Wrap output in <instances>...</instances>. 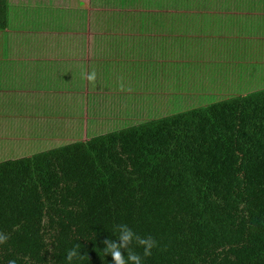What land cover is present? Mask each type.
Wrapping results in <instances>:
<instances>
[{
  "label": "trees",
  "instance_id": "16d2710c",
  "mask_svg": "<svg viewBox=\"0 0 264 264\" xmlns=\"http://www.w3.org/2000/svg\"><path fill=\"white\" fill-rule=\"evenodd\" d=\"M127 65L104 76L147 91ZM120 223L158 241L146 264H264V90L0 163V264H66L75 245L73 264H113Z\"/></svg>",
  "mask_w": 264,
  "mask_h": 264
},
{
  "label": "crops",
  "instance_id": "0c3cea01",
  "mask_svg": "<svg viewBox=\"0 0 264 264\" xmlns=\"http://www.w3.org/2000/svg\"><path fill=\"white\" fill-rule=\"evenodd\" d=\"M188 1L189 6L186 0H151L138 4H128L127 0L124 4L102 0L99 6L102 9L92 7L94 0L80 2L73 9L75 18L62 24L60 19L63 16L56 15L53 10L48 11L55 19L52 16V19L44 21V12L32 11L41 6L15 7L10 0L9 28L0 32V41L7 39L9 45L6 56L0 53V122L3 127H8L3 134L0 132V140L3 141L0 156H8L9 159L10 155L12 158L20 156L18 154L30 145L32 134H37L32 128L38 133L44 130L38 134L40 137L72 131L73 117H81L87 110L92 114L98 108L93 107L94 103L96 106L95 97L103 99H100V106L113 92L114 98L122 100V94L128 91L125 76L108 71L110 74L105 77L104 69L116 70L122 62L124 65L129 61L132 64L137 58L133 54L154 49L157 43L168 44L176 42L177 38L192 36L213 48L219 57L235 51L247 53L245 58L255 52L264 56V31L256 30L257 27L264 28V0ZM177 3L182 7L181 17L174 22L172 17L176 9L170 7ZM124 14L134 18L123 22ZM58 20L61 25H54ZM177 24L184 27L182 32L175 30ZM89 36L93 54L86 60L79 57L87 50L84 43L86 39L89 42ZM233 44L237 48L230 50ZM207 54L214 63L216 56H212L210 51ZM142 57L145 58L144 54L139 59ZM224 60L228 58L216 64H222ZM109 61L113 62L112 66L105 65ZM67 82L69 87L65 85ZM84 90L93 94H89L86 111L79 103ZM100 92L103 96L99 95ZM92 104L90 110L89 105ZM48 108H61V111L58 113ZM75 129L77 133L80 127ZM11 145L14 146L13 152L9 149Z\"/></svg>",
  "mask_w": 264,
  "mask_h": 264
},
{
  "label": "rangeland",
  "instance_id": "374dc122",
  "mask_svg": "<svg viewBox=\"0 0 264 264\" xmlns=\"http://www.w3.org/2000/svg\"><path fill=\"white\" fill-rule=\"evenodd\" d=\"M101 1L102 0H94V2L93 0H11L15 7L20 5L31 7L41 6L44 9L36 7L32 11L35 13L44 12L45 14L42 15V20L44 21L52 19L53 15L50 11L53 10V13L55 12L56 15L63 16L60 19L62 20V24H65L66 20L75 18L73 9L77 8L80 2L81 4L82 2H93L91 4L92 7L95 6L99 8V6L102 5ZM150 1L151 0H127V3L138 4ZM157 3H159V1H157ZM189 4V1L186 0V5L189 6ZM170 8L176 9V14L172 17V20L177 22L179 17H181L180 10H182V7H178L177 3V5L174 4ZM46 11L49 13H46ZM53 18L55 19L54 16ZM19 23H21V21ZM54 25L59 26L61 23L58 20ZM50 26L51 24L48 27ZM158 28L159 27L156 29ZM175 30L182 32L184 27L177 24ZM256 30L264 31V28L257 27ZM1 35L4 36V33H1ZM89 35L91 36V34ZM73 36L80 38L77 35ZM90 36L89 42H87L86 39L84 43L86 44L85 47L87 50L82 52L79 58H85L87 60L92 56L93 52H91V45H93V43ZM7 43V39L0 41V53L3 56H6L5 52L9 46ZM249 45L252 46V44ZM229 48L231 50V48L236 49L237 47L233 44L230 45ZM209 51L212 56H216V51L213 50V48L207 47V45L197 37L192 38L191 36L188 39L177 38L176 42L170 41L168 44L164 42L160 44L157 43L154 45V49L133 54L137 56V58H134L133 64L127 65V68H130V79H134L135 82L138 81L135 84L137 88H145L148 92L141 91V93H134L127 91L125 93L126 96L125 94L121 96V99L124 100L123 104L122 100H118L117 97L114 98L115 93L113 92L108 94L110 98H105L103 106H100V102L103 99L100 98V100L98 97H95L93 100L96 101V106L95 103L94 106L93 104L89 105V109L91 110L90 107L92 106L98 108L92 114H88L87 104L90 101L88 97L89 94L90 96H93V94L84 90V96L79 100V103L83 105L84 111L87 110V113H83L81 117L75 116L72 118L71 125L72 128H74L72 131L64 134H46V136L40 137L38 134H41L44 130L42 129L38 133L37 129L32 128L37 134H32L33 138H30V145L26 146V149L18 155H20V157L34 155L51 150L55 147L67 145L73 141H85L98 135L138 125L147 120L171 116L176 114V112H185L194 108V106L199 105L203 107L220 100L264 90V56L255 52V54L252 53L250 57L245 58L244 56H247V53L235 51L231 54H225L224 57L216 56L213 63L211 59L208 58L209 56L207 53ZM141 54H144V59L143 57L139 59ZM225 58H228V60H224L222 64H216ZM239 63L243 64L240 67L236 66V64ZM133 74L135 75L132 77L131 75ZM65 85L69 87V82ZM179 90L182 91L184 95H181ZM99 95L103 96V92H100ZM48 109L54 110L55 108ZM54 111L60 113L61 108ZM2 124L3 123L0 122L1 134L4 133V129H8V127H3ZM69 124L70 122L67 123V125ZM36 125L38 126V124ZM77 126L80 127V129L76 133L75 128ZM66 129H68V127H66ZM63 132H66V130ZM27 135L29 134H24V136ZM23 140H25V138H23ZM1 143H3L2 140H0V144ZM13 148L14 146L11 145L9 148L10 152H13ZM16 151L17 149H15V152ZM7 159H9L8 156H0V163ZM10 159H12V155H10Z\"/></svg>",
  "mask_w": 264,
  "mask_h": 264
},
{
  "label": "clouds",
  "instance_id": "9594fccd",
  "mask_svg": "<svg viewBox=\"0 0 264 264\" xmlns=\"http://www.w3.org/2000/svg\"><path fill=\"white\" fill-rule=\"evenodd\" d=\"M113 235L116 239L105 240L103 249L106 255H111L113 264H146L145 258L150 257L152 250L158 246V241L152 236H141L126 223L115 225ZM10 238V233L0 230V246L6 245ZM134 245L143 249L142 254L135 250ZM79 249V245H75L66 250L64 256L66 264H73L74 257L80 258L85 255H81ZM9 264H16V261L11 260Z\"/></svg>",
  "mask_w": 264,
  "mask_h": 264
}]
</instances>
